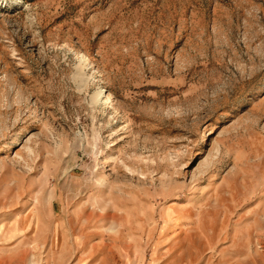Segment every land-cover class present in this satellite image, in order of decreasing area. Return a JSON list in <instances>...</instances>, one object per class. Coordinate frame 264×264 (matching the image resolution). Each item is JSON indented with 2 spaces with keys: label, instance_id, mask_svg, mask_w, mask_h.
Wrapping results in <instances>:
<instances>
[{
  "label": "rangeland",
  "instance_id": "obj_1",
  "mask_svg": "<svg viewBox=\"0 0 264 264\" xmlns=\"http://www.w3.org/2000/svg\"><path fill=\"white\" fill-rule=\"evenodd\" d=\"M0 264H264V0H0Z\"/></svg>",
  "mask_w": 264,
  "mask_h": 264
},
{
  "label": "bare ground",
  "instance_id": "obj_2",
  "mask_svg": "<svg viewBox=\"0 0 264 264\" xmlns=\"http://www.w3.org/2000/svg\"><path fill=\"white\" fill-rule=\"evenodd\" d=\"M81 60H82V62L80 63L81 66H85L84 64H86V59L81 57ZM102 94H103V92L101 90H98L97 92H95L93 94V96H92L93 102L94 103H96V102L98 103V102L102 101V98H103ZM106 103H107V100L103 101V104H106Z\"/></svg>",
  "mask_w": 264,
  "mask_h": 264
}]
</instances>
